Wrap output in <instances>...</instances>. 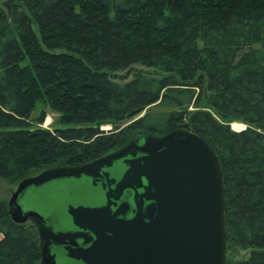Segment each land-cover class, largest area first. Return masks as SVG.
Instances as JSON below:
<instances>
[{
  "label": "trees",
  "instance_id": "16d2710c",
  "mask_svg": "<svg viewBox=\"0 0 264 264\" xmlns=\"http://www.w3.org/2000/svg\"><path fill=\"white\" fill-rule=\"evenodd\" d=\"M137 65L150 71L113 79ZM38 102L59 126L31 122ZM180 124L219 156L227 257L247 250L227 264H264V0H3L0 179L84 164ZM7 201L0 264H38L35 227L14 222Z\"/></svg>",
  "mask_w": 264,
  "mask_h": 264
},
{
  "label": "water",
  "instance_id": "95a60500",
  "mask_svg": "<svg viewBox=\"0 0 264 264\" xmlns=\"http://www.w3.org/2000/svg\"><path fill=\"white\" fill-rule=\"evenodd\" d=\"M7 209L34 225L38 264H227L220 159L185 124L25 177Z\"/></svg>",
  "mask_w": 264,
  "mask_h": 264
},
{
  "label": "rangeland",
  "instance_id": "374dc122",
  "mask_svg": "<svg viewBox=\"0 0 264 264\" xmlns=\"http://www.w3.org/2000/svg\"><path fill=\"white\" fill-rule=\"evenodd\" d=\"M3 0H0V6L2 5ZM136 70H140V71H145V72H149L150 70L146 67L143 66H134L132 69L130 70H126L123 72H117L113 75V79L118 81V82H123L126 81L128 79L131 78L132 74L134 71ZM40 109H44L46 110V118L44 121L43 125H39L42 126L44 128H53L54 126H59V124L56 122L57 118H58V113L52 111L49 107H47L46 105H44L43 103L38 102L34 108V110L31 113L30 118L32 119L31 122L35 125H37L35 123V118L38 116ZM189 109H192V107H190ZM143 113H141L140 115H142ZM48 120V122H47ZM73 124H66V125H62V127L65 126H72ZM112 124L110 123H104L101 125V128H103L104 130H108L110 129ZM230 127L233 130L239 131L242 130L245 125L242 124L241 122H233L231 123ZM17 184L15 183H8L2 179H0V199H6L8 200L11 193L15 190ZM247 255V250L243 249V248H234L231 252L228 253V260L235 262L236 260L243 258Z\"/></svg>",
  "mask_w": 264,
  "mask_h": 264
},
{
  "label": "bare ground",
  "instance_id": "6f19581e",
  "mask_svg": "<svg viewBox=\"0 0 264 264\" xmlns=\"http://www.w3.org/2000/svg\"><path fill=\"white\" fill-rule=\"evenodd\" d=\"M47 122H48V120H47Z\"/></svg>",
  "mask_w": 264,
  "mask_h": 264
}]
</instances>
